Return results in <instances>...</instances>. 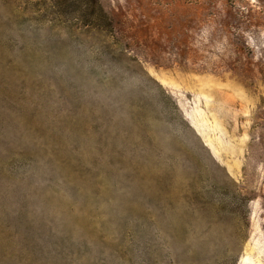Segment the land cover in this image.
Masks as SVG:
<instances>
[{"label":"rangeland","instance_id":"374dc122","mask_svg":"<svg viewBox=\"0 0 264 264\" xmlns=\"http://www.w3.org/2000/svg\"><path fill=\"white\" fill-rule=\"evenodd\" d=\"M99 1L0 0V264H264V0Z\"/></svg>","mask_w":264,"mask_h":264},{"label":"trees","instance_id":"16d2710c","mask_svg":"<svg viewBox=\"0 0 264 264\" xmlns=\"http://www.w3.org/2000/svg\"><path fill=\"white\" fill-rule=\"evenodd\" d=\"M48 6L47 10L53 7L57 11L65 12L64 7L77 5L78 21H82V27L97 29L102 32H109L113 28L114 19L111 14L100 4L99 0H39ZM54 1L53 3H51ZM47 3H50L49 5ZM223 4V2H221ZM227 7V3L224 2ZM200 7L213 5L209 0H199ZM197 6V4H196ZM209 8V7H208ZM228 8V7H227ZM56 11V12H57ZM68 13V12H65Z\"/></svg>","mask_w":264,"mask_h":264}]
</instances>
